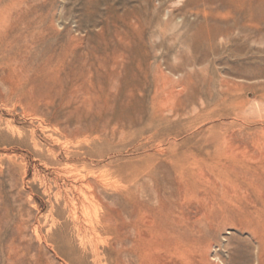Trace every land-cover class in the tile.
Segmentation results:
<instances>
[{
    "label": "rangeland",
    "instance_id": "obj_1",
    "mask_svg": "<svg viewBox=\"0 0 264 264\" xmlns=\"http://www.w3.org/2000/svg\"><path fill=\"white\" fill-rule=\"evenodd\" d=\"M262 158L264 0H0V264H264Z\"/></svg>",
    "mask_w": 264,
    "mask_h": 264
},
{
    "label": "bare ground",
    "instance_id": "obj_2",
    "mask_svg": "<svg viewBox=\"0 0 264 264\" xmlns=\"http://www.w3.org/2000/svg\"><path fill=\"white\" fill-rule=\"evenodd\" d=\"M197 1H198V0H197ZM239 1H240V0H239ZM202 2H203V1H202ZM198 3H199V2H198ZM222 3H223V2H222ZM227 3H228V2H227ZM232 3H233V2H232ZM223 4H224V3H223ZM235 5H236V4H235ZM235 5H234V6H235ZM245 5H246V4H245ZM229 6H230V5H229ZM238 6H239V5H238ZM227 7H228V6H226V8H227ZM232 7H233V6H232ZM235 7L237 8V5H236ZM218 8H219V7H218ZM222 8H223V7H222ZM226 8H225V9H226ZM242 8H243V7H241V9H242ZM219 9H220V8H219ZM223 9H224V8H223ZM229 9H230V8H229ZM234 10H236V9H234ZM238 10H239V9H238ZM242 11H243V10H242ZM232 12H233V11H232ZM255 12H256V11H255ZM237 13H238V12H237ZM235 15H236V14H235ZM239 15H240V14H239ZM204 17H205V16H204ZM210 19H211V18H210ZM208 20H209V19H208ZM212 24H213V23H212ZM206 25H207V24H206ZM213 25H214V24H213ZM237 25H238V24H237ZM211 26H212V25H211ZM234 26H236V25L234 24ZM214 27H215V26H214ZM206 28H207V27H206ZM215 28H216V27H215ZM249 30H250V29H249ZM220 32H221V31H219V30H217V29H214V30L211 31V34H210V40H209L210 43H214V42L216 41V38H218L217 35H218V33L220 34ZM205 34H206V32H205ZM205 34H204V35H205ZM204 35H203V36H204ZM201 36H202V35H200V37H201ZM206 36H207V35H206ZM208 37H209V36H208ZM198 38H199V37H198ZM67 102H68V101H67ZM78 104H79V103H78ZM167 107H168V106H167ZM167 107H166V108H167ZM171 108H172V107H171ZM169 111H170V110H169ZM174 112H175V111H174ZM176 112H177V111H176ZM57 122H58V121H57ZM81 128H82V127H81ZM78 133H79V131H78ZM64 136H65V134H64ZM259 147H260V146H259ZM259 147H258V148H259ZM244 153H245V152H244ZM261 155H262V154H261ZM262 159H263V158H262ZM263 160H264V159H263ZM260 161H261V160H260ZM263 162H264V161H263ZM259 163H260V162H259ZM259 163H258V164H259ZM258 164H257V165H258ZM261 164H263V163H261ZM261 164H260L259 166H257V167H260V166H261L260 170H259L257 167H256V169L254 168L253 170L256 171L257 174H263V175H264V165L262 166ZM260 176H261V175H260ZM218 178H219V177H218ZM226 180H227V179H226ZM222 184H223V186L226 187L227 189H228V188H229V189H233L234 191L237 190V189H236V186H235V184H234V182H232L231 180H228V181H224V180H223V182L221 183V185H222ZM262 185H263V184H262ZM196 186H197V185H196ZM209 186H210V185H209ZM224 187H223V188H224ZM227 189H225V190H227ZM229 189H228V190H229ZM226 192H227V191H226ZM238 193H240V192L238 191ZM233 194H234V193H233ZM249 194H250V193H249ZM226 195H227V194H226ZM235 195H237V194H235ZM239 195H240V194H239ZM241 195H242V193H241ZM223 196H224V195H223ZM237 196H238V195H237ZM216 197H217V196H216ZM220 197H221V195H220ZM224 198H225V197H224ZM236 198L238 199V197H236ZM228 199H229V197H227V199H225V201H228ZM218 200H219V199H218V197H217V201H218ZM219 201H220V200H219ZM222 202H223V200H222ZM229 202H230V201H229ZM234 202H235V201H234ZM212 203H213V202H212ZM216 203H217V202H216ZM224 203H225V202H224ZM236 203H237V202H236ZM213 204H214V203H213ZM213 204H212V205H213ZM227 204H228V203H226V206L223 205L224 207H223V206H222V207H223V208H227V206H228ZM220 205H221V204H220ZM230 205H231V204H230ZM232 205H233V204H232ZM240 206H242V204H241ZM217 207H218V206H217ZM242 207H243V206H242ZM234 208H235V207H233L232 210H233ZM215 209H216V208H215ZM230 209H231V207H230ZM244 209H245V208H244ZM244 209H243V210H244ZM250 209H251V208H250ZM260 209H261V208H260ZM224 210H226V209H224ZM224 210H222V212H223ZM235 210H236V209H235ZM263 210H264V209H263ZM229 211H230V210H228L227 213H229ZM233 211H234V210H233ZM248 211H249V210H248ZM231 212H232V211H231ZM231 212H230V213H231ZM249 212H250V211H249ZM216 213H217V212H216ZM216 213H215V214H216ZM225 213H226V212H225ZM225 213H224V214H225ZM230 213H229V214H230ZM241 213H242V212H241ZM244 213H245V212H244ZM218 214H220V213H218ZM247 214H248V212H247ZM250 214H251V216H252L253 213L250 212ZM250 214H248L247 216H249ZM256 214H257V213H256ZM137 215H138V214H137ZM244 215H245V214H244ZM244 215H243V216H244ZM254 215H255V214H254ZM238 216H239V215H238ZM243 216H242V217H243ZM245 216H246V215H245ZM224 217H225V216H224ZM216 218H217V217H216ZM216 218H215V219H216ZM225 218H226V217H225ZM238 218H239V217H238ZM238 218H237V219H238ZM246 218H247V217H246ZM255 218H256V217H255ZM258 218H259V217H258ZM262 218H263V217H262ZM210 219H213V218H210ZM239 219H240V218H239ZM249 219H250V218H249ZM260 219H261V218H260ZM136 220H137V219H136ZM225 220H227V219H225ZM213 221H214V220H213ZM217 221H218V220H217ZM238 221H239V220H238ZM252 221H253V219H252ZM168 222H169V221H168ZM170 222H171V221H170ZM253 222H254V221H253ZM257 222H258V221H257ZM199 223H200V222H199ZM258 223H259V222H258ZM258 223H257V224H258ZM243 224H244V222H243ZM257 224L254 225V223H251L250 228H251V230H252L254 236H255L257 239L260 238V240H261V243H262L261 246H263V249H262V251H261V255H260V258H259V259L261 260L262 263H264V225H263V227L261 228V227H260V224H258V225H257ZM145 225H146V224H145ZM219 225H220V224H219ZM226 225H227V224H226ZM236 225H237V224H236ZM246 226H247V225L245 224V227H246ZM124 227H125V226H124ZM219 227H220V226H219ZM248 227H249V226H248ZM183 228H184V227H183ZM244 229H245V228H243V230H244ZM246 230H247V228H246ZM247 231H248V230H247ZM249 231H250V230H249ZM252 232H251V233H252ZM174 237H175V236H174ZM40 240L42 241V238H41ZM258 240H259V239H258ZM258 240H257V241H258ZM150 244H151V243H150ZM209 245H210V244H209ZM181 247H182V246H181ZM208 248H209V247H208ZM143 249H144V248H143ZM202 249H203V248H202ZM179 250H180V249H179ZM174 251H175V250H174ZM39 252H40V251H39ZM41 252H42V251H41ZM200 261H201V260H200ZM204 262H205V261H204ZM125 264H126V263H125ZM212 264H213V263H212ZM258 264H259V263H258Z\"/></svg>",
    "mask_w": 264,
    "mask_h": 264
}]
</instances>
